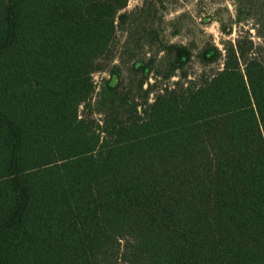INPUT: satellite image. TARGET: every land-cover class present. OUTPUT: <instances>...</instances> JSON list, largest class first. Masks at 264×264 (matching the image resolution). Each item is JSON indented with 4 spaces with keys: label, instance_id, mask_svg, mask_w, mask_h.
<instances>
[{
    "label": "trees",
    "instance_id": "16d2710c",
    "mask_svg": "<svg viewBox=\"0 0 264 264\" xmlns=\"http://www.w3.org/2000/svg\"><path fill=\"white\" fill-rule=\"evenodd\" d=\"M126 2L0 0V264H264L259 59L231 48L141 114L106 81L107 119L79 117Z\"/></svg>",
    "mask_w": 264,
    "mask_h": 264
},
{
    "label": "rangeland",
    "instance_id": "374dc122",
    "mask_svg": "<svg viewBox=\"0 0 264 264\" xmlns=\"http://www.w3.org/2000/svg\"><path fill=\"white\" fill-rule=\"evenodd\" d=\"M120 14L127 18L122 24L115 22L113 44L101 59L103 68L92 74L90 107L78 110L80 118L95 124L101 125L109 114L106 106L99 108L106 81L117 85L118 93L137 104L141 114L144 103H151L161 89H173L175 82L199 85L214 75L231 48L264 65V0H127ZM174 48H186L191 56L182 69L164 79ZM212 48L219 52L218 59L203 64L199 53Z\"/></svg>",
    "mask_w": 264,
    "mask_h": 264
}]
</instances>
